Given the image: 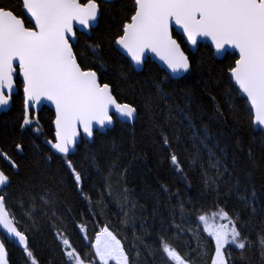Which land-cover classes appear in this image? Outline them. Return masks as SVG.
Listing matches in <instances>:
<instances>
[{
	"label": "trees",
	"instance_id": "16d2710c",
	"mask_svg": "<svg viewBox=\"0 0 264 264\" xmlns=\"http://www.w3.org/2000/svg\"><path fill=\"white\" fill-rule=\"evenodd\" d=\"M97 1L99 24L78 34L77 60L134 106L137 118L114 116L113 128L61 154L48 106L25 125L19 93L0 113V169L9 178L0 196L29 241L21 249L1 234L11 264H101L93 242L104 228L121 241L129 264H175L165 245L189 264H264V132L254 128L253 110L230 75L237 54L219 59L203 43L194 52L173 29L188 72L173 78L151 59L137 71L115 46L136 0ZM0 8L22 15L21 0H0ZM213 213L236 237L219 262L201 220Z\"/></svg>",
	"mask_w": 264,
	"mask_h": 264
},
{
	"label": "water",
	"instance_id": "95a60500",
	"mask_svg": "<svg viewBox=\"0 0 264 264\" xmlns=\"http://www.w3.org/2000/svg\"><path fill=\"white\" fill-rule=\"evenodd\" d=\"M34 27L10 9L0 8V113L13 106L15 75L24 82L25 107L55 113V149L77 151L81 138L92 142L95 131L106 132L114 116L133 123L137 111L120 103L98 73L85 70L74 47L77 31L91 35L101 17L97 0H21ZM136 12L124 27L116 48L141 71L151 59L173 78L184 76L190 62L173 29L196 52L210 44L217 58L236 53L230 71L234 84L247 98L254 128L264 132V0H136ZM19 68V69H17ZM9 184L0 169V189ZM19 248L27 237L11 218L0 196V264H11L2 236Z\"/></svg>",
	"mask_w": 264,
	"mask_h": 264
},
{
	"label": "rangeland",
	"instance_id": "374dc122",
	"mask_svg": "<svg viewBox=\"0 0 264 264\" xmlns=\"http://www.w3.org/2000/svg\"><path fill=\"white\" fill-rule=\"evenodd\" d=\"M223 218L224 216L221 214L216 216L214 213L201 218V220L206 224L208 232L217 242V262L222 260V248L226 245V243L233 242L236 239L234 236V229L229 227V222L223 223ZM93 247L97 259L101 264H110L112 262L115 264H129L128 257L124 251L121 241L107 228L102 229L96 234ZM164 249L168 257L174 261L175 264H189L173 247L165 245Z\"/></svg>",
	"mask_w": 264,
	"mask_h": 264
},
{
	"label": "flooded vegetation",
	"instance_id": "af4514ba",
	"mask_svg": "<svg viewBox=\"0 0 264 264\" xmlns=\"http://www.w3.org/2000/svg\"><path fill=\"white\" fill-rule=\"evenodd\" d=\"M19 16H21L24 19L25 23H26V20L28 21V23H26V25L28 27H30V28L34 27V25L32 24L31 20L25 15V13L23 11V6H22V15H19ZM79 33H82V32L77 31V36H78ZM17 69H19V68H17ZM15 86L17 88V93L13 95V102H14V97L16 95H18L19 93H22L23 94V97H24V92H23L24 82L20 78L19 73H17L15 75ZM24 109H25V119H26L25 125L31 123L34 120H38L39 113H40L41 109L38 112H35V110L33 108H30L29 111L27 112L26 111V107H25V98H24ZM54 119H55V113H54Z\"/></svg>",
	"mask_w": 264,
	"mask_h": 264
}]
</instances>
